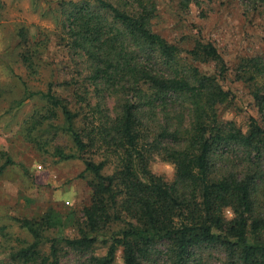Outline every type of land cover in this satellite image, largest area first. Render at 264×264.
Segmentation results:
<instances>
[{
  "label": "trees",
  "instance_id": "1",
  "mask_svg": "<svg viewBox=\"0 0 264 264\" xmlns=\"http://www.w3.org/2000/svg\"><path fill=\"white\" fill-rule=\"evenodd\" d=\"M213 1L179 0L201 18ZM239 2L264 24V0ZM57 9L66 56L51 64L44 92L23 82L20 101L40 106L19 133L56 161L81 160L90 197L79 216L49 208L17 220L31 241L11 264L69 254L115 264L118 251L122 264H207L211 249L220 264H264V54L229 61L200 36L170 42L153 29L156 0H60ZM18 38L19 62L38 75L47 41ZM228 82L248 95L245 129L223 119L236 99ZM60 136L70 152L54 145ZM0 156L3 174L14 162ZM156 159L173 166L172 181L152 173Z\"/></svg>",
  "mask_w": 264,
  "mask_h": 264
},
{
  "label": "rangeland",
  "instance_id": "2",
  "mask_svg": "<svg viewBox=\"0 0 264 264\" xmlns=\"http://www.w3.org/2000/svg\"><path fill=\"white\" fill-rule=\"evenodd\" d=\"M59 1L0 0V154L5 153L14 162L0 174V264H11L9 254L13 249L31 241L17 220L41 216L49 208L61 214L74 211L79 216L90 197L87 182L91 177L83 173L81 160L56 161L25 143L19 133L24 120L40 106L37 100L20 101L23 82L32 91L44 92L51 80V64L66 56L58 46ZM156 4L153 29L170 42L180 45L188 42L190 46L196 36H200L212 41L229 61L239 56L264 54L262 18L253 14L245 16V7L239 0H214L204 18L193 4L184 7L179 0H156ZM20 30L33 42L47 41L46 48L41 50L42 65L38 75L27 72L19 62ZM202 69L212 72L209 66ZM226 85L233 89L236 99L224 112L223 119L245 129L251 114L246 107L249 102L246 90L239 84L228 82ZM54 145L68 146L65 151H71L65 136H60ZM150 169L165 181H172L174 177L173 166L159 159L151 163ZM226 215L230 217L229 212ZM66 234L73 236L71 230ZM103 252L97 251L100 255ZM202 256L207 264H220L224 255L220 250L211 249ZM79 262L75 255L69 254L61 264ZM115 264H122L121 251L116 254Z\"/></svg>",
  "mask_w": 264,
  "mask_h": 264
}]
</instances>
